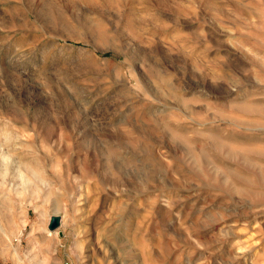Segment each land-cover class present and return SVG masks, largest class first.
<instances>
[{"label": "rangeland", "instance_id": "rangeland-1", "mask_svg": "<svg viewBox=\"0 0 264 264\" xmlns=\"http://www.w3.org/2000/svg\"><path fill=\"white\" fill-rule=\"evenodd\" d=\"M0 264H264V0H0Z\"/></svg>", "mask_w": 264, "mask_h": 264}, {"label": "water", "instance_id": "water-1", "mask_svg": "<svg viewBox=\"0 0 264 264\" xmlns=\"http://www.w3.org/2000/svg\"><path fill=\"white\" fill-rule=\"evenodd\" d=\"M60 219L57 216H53L49 220L48 230L53 231L59 227Z\"/></svg>", "mask_w": 264, "mask_h": 264}, {"label": "bare ground", "instance_id": "bare-ground-1", "mask_svg": "<svg viewBox=\"0 0 264 264\" xmlns=\"http://www.w3.org/2000/svg\"><path fill=\"white\" fill-rule=\"evenodd\" d=\"M111 1V0H110ZM109 2V1H108ZM5 162V161H4ZM4 169V168H3ZM62 220V219H61ZM62 222V221H61Z\"/></svg>", "mask_w": 264, "mask_h": 264}]
</instances>
